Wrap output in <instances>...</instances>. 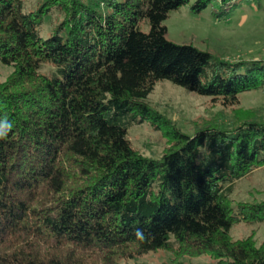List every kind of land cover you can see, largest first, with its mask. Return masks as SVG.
I'll return each mask as SVG.
<instances>
[{"label": "trees", "instance_id": "1", "mask_svg": "<svg viewBox=\"0 0 264 264\" xmlns=\"http://www.w3.org/2000/svg\"><path fill=\"white\" fill-rule=\"evenodd\" d=\"M189 1L0 0L12 67L0 80V264H132L158 250L264 264L255 230L230 236L264 223V200L231 198L264 165V109L240 105L264 89V59L169 41L163 22ZM243 1L190 9L217 4L221 17ZM163 80L220 106L216 117L183 132L147 101ZM146 122L166 141L157 158L127 138Z\"/></svg>", "mask_w": 264, "mask_h": 264}, {"label": "rangeland", "instance_id": "2", "mask_svg": "<svg viewBox=\"0 0 264 264\" xmlns=\"http://www.w3.org/2000/svg\"><path fill=\"white\" fill-rule=\"evenodd\" d=\"M32 3L34 0H26ZM119 1V0H118ZM190 0L169 13L164 20L166 38L176 44L192 45L208 51L220 59H264V0H245L232 11L217 17V4H212L200 13H194ZM50 22L53 23V20ZM48 23V21H47ZM148 31L146 22L140 24ZM46 37V32H43ZM12 72V67L0 62V80ZM149 104L163 113L183 132L191 134L194 128L212 120L220 106L211 105L207 97L198 95L163 80L156 83L148 95ZM240 105L264 109V89L240 94ZM127 138L136 149L146 156L157 158L166 145L162 132L152 129L149 123L131 126ZM233 202H258L264 200V165L234 183L231 193ZM254 232V239H264V223L234 224L230 229L233 239L244 238ZM132 264H218L208 255L198 257L175 256L166 250L149 252L130 261Z\"/></svg>", "mask_w": 264, "mask_h": 264}, {"label": "clouds", "instance_id": "3", "mask_svg": "<svg viewBox=\"0 0 264 264\" xmlns=\"http://www.w3.org/2000/svg\"><path fill=\"white\" fill-rule=\"evenodd\" d=\"M0 128H10V125L6 122H0Z\"/></svg>", "mask_w": 264, "mask_h": 264}]
</instances>
